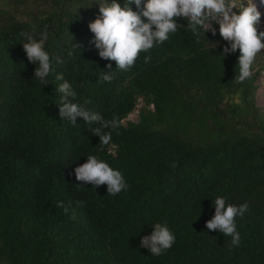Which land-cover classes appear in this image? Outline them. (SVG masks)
Wrapping results in <instances>:
<instances>
[{"label": "trees", "instance_id": "16d2710c", "mask_svg": "<svg viewBox=\"0 0 264 264\" xmlns=\"http://www.w3.org/2000/svg\"><path fill=\"white\" fill-rule=\"evenodd\" d=\"M103 4L0 0V264H264V49L239 82V50L221 55L228 42L219 26L215 36L196 37L177 17L168 40L121 70L89 43ZM45 30L54 69L46 85L34 77L22 36L38 41ZM109 64L115 77L104 82ZM60 73L75 102L118 118L108 145L92 134L95 123L61 119ZM89 155L119 170L127 190L113 196L107 185L77 181L74 169ZM217 197L249 204L235 218L238 246L205 227ZM58 201L71 205L67 214ZM165 222L175 242L154 256L140 240Z\"/></svg>", "mask_w": 264, "mask_h": 264}, {"label": "clouds", "instance_id": "9594fccd", "mask_svg": "<svg viewBox=\"0 0 264 264\" xmlns=\"http://www.w3.org/2000/svg\"><path fill=\"white\" fill-rule=\"evenodd\" d=\"M131 4H135L137 11L132 10ZM260 4L264 6V0H260ZM141 5L142 0H125L123 7L115 0L110 4L104 0L103 6H99L100 16L88 27L94 34V39L89 43L98 50L101 59L115 61L116 68L121 70L130 69L141 52L147 53L154 45L168 40L169 34L175 33L180 26L175 18L183 17L196 37H205V32L215 36L217 29L214 25H218L219 35L228 42L221 55L239 50L238 81L243 82L252 76L251 69L257 53L264 49V31L258 32L257 27L260 24L261 12L257 10L253 0H146L142 9ZM234 9L236 11H233ZM141 17L147 18L148 22H143ZM22 36L27 41L23 44V49L28 61L37 65L34 77L44 85L48 84L46 78L54 69L48 52L44 50V43L48 39L47 31L42 33L38 41L27 33H22ZM73 46L77 50L81 47L79 44ZM150 58V55L146 56L145 63ZM106 69L101 71L100 79L111 82L115 77L112 66L106 65ZM56 80L62 81L56 89L60 94L61 119H67L73 126H77V118L89 126L95 123L98 126L91 129L92 134L99 137L100 143L108 145L112 135L107 129L118 128V118L113 116L108 120L100 113L88 109L86 105L90 101L75 102L77 92L72 84L64 79L63 73L57 74ZM74 175L77 181L95 187L107 185V193L113 196L129 187L119 170H114L108 163L93 155H89L84 164L74 169ZM76 203L78 207H84V201ZM56 206L62 208L65 214L71 207L63 201H58ZM214 209L213 218L206 222L205 227L210 231L219 230L223 235L230 236L231 245L238 246L241 237L236 230L235 218L243 217L249 210V204H226L224 197H217ZM71 218L75 219V216ZM152 228L151 235L141 238L140 247L147 249L154 256H159L172 247L175 235L166 222L156 223Z\"/></svg>", "mask_w": 264, "mask_h": 264}, {"label": "rangeland", "instance_id": "374dc122", "mask_svg": "<svg viewBox=\"0 0 264 264\" xmlns=\"http://www.w3.org/2000/svg\"><path fill=\"white\" fill-rule=\"evenodd\" d=\"M253 3L256 4L257 10L260 11L264 16V6H261L260 0H253ZM257 105L264 112V73H262L259 79V89L257 90Z\"/></svg>", "mask_w": 264, "mask_h": 264}, {"label": "built area", "instance_id": "2783aa9c", "mask_svg": "<svg viewBox=\"0 0 264 264\" xmlns=\"http://www.w3.org/2000/svg\"><path fill=\"white\" fill-rule=\"evenodd\" d=\"M245 6H246V5H245ZM217 26H218V25H217ZM257 27H258V31H262V30L264 29L263 25H260V24H259Z\"/></svg>", "mask_w": 264, "mask_h": 264}]
</instances>
